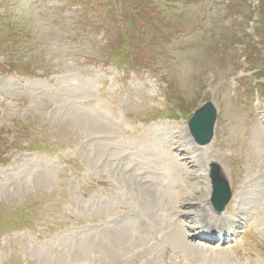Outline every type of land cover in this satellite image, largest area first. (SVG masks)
Masks as SVG:
<instances>
[{
	"label": "rangeland",
	"instance_id": "374dc122",
	"mask_svg": "<svg viewBox=\"0 0 264 264\" xmlns=\"http://www.w3.org/2000/svg\"><path fill=\"white\" fill-rule=\"evenodd\" d=\"M0 264H264V0H0Z\"/></svg>",
	"mask_w": 264,
	"mask_h": 264
},
{
	"label": "water",
	"instance_id": "95a60500",
	"mask_svg": "<svg viewBox=\"0 0 264 264\" xmlns=\"http://www.w3.org/2000/svg\"><path fill=\"white\" fill-rule=\"evenodd\" d=\"M216 119V109L212 103H208L197 111L190 121L191 134L200 145H206L212 140ZM218 175L219 168L215 165L211 173L215 187L212 203L215 209L221 212L230 201L231 191L228 182L223 178H218Z\"/></svg>",
	"mask_w": 264,
	"mask_h": 264
},
{
	"label": "bare ground",
	"instance_id": "6f19581e",
	"mask_svg": "<svg viewBox=\"0 0 264 264\" xmlns=\"http://www.w3.org/2000/svg\"><path fill=\"white\" fill-rule=\"evenodd\" d=\"M192 141V140H191ZM193 142V141H192ZM180 158V157H179ZM172 175H173V173H172ZM148 177V176H147ZM159 185V184H158ZM173 188H175V195H177L178 196V198L179 199H181L182 198V195L184 194V192H185V189H183V187L182 186H179V184L178 183H176L174 186H173ZM247 200V199H246ZM243 216L242 217H244L245 215H249V216H251L250 214H249V209L248 208H245L244 209V211H242V212H240ZM167 214V213H166ZM197 215H198V212L196 213ZM186 217V216H185ZM221 217H224V215H219V220L216 218V217H212L211 216V218L209 219V220H204V217L201 219L202 221H205L206 223H205V226L203 227V228H205L207 231H209L210 233H211V231H214V233H217V234H223V237L225 238V239H229V237H231L232 238V236H237L238 237V235H239V233H238V229L236 230L234 227H232V226H230V231L228 232V234H226V233H224L225 231H224V229L223 228H220V224L222 223V221H226L227 219L226 218H221ZM240 217V216H239ZM246 217V216H245ZM252 217V216H251ZM216 219V220H215ZM171 220H173L172 222H176L177 220L176 219H171ZM232 223H234V222H232ZM178 224V223H177ZM227 224H226V222L223 224V227H225ZM183 227H187V225H183ZM202 228H200V230H201ZM184 231V230H183ZM206 233V231H203L201 234H205ZM217 234H212V235H214V237H216L217 238V240L219 241V238H218V236H217ZM183 240H185V239H183ZM184 243V242H183ZM183 246V245H182ZM192 247V246H191ZM190 248V247H189ZM203 249H204V247H202ZM202 250V249H201ZM199 252V251H198ZM205 256V255H204Z\"/></svg>",
	"mask_w": 264,
	"mask_h": 264
}]
</instances>
